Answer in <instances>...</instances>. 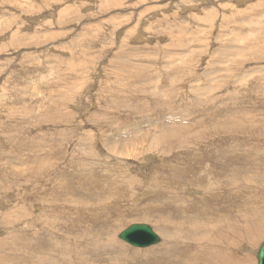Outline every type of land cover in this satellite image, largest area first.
Returning <instances> with one entry per match:
<instances>
[{"label": "rangeland", "instance_id": "obj_1", "mask_svg": "<svg viewBox=\"0 0 264 264\" xmlns=\"http://www.w3.org/2000/svg\"><path fill=\"white\" fill-rule=\"evenodd\" d=\"M171 128L180 141H163ZM85 204L92 215L77 220ZM256 218L264 0H0V264H117L119 253L77 257L109 224L126 248L118 264H215L222 239L205 227L233 236ZM162 220L188 238L134 255L173 231ZM133 224L160 243L121 240ZM261 239L229 253L258 264Z\"/></svg>", "mask_w": 264, "mask_h": 264}, {"label": "bare ground", "instance_id": "obj_2", "mask_svg": "<svg viewBox=\"0 0 264 264\" xmlns=\"http://www.w3.org/2000/svg\"><path fill=\"white\" fill-rule=\"evenodd\" d=\"M162 24V23H161ZM136 36V35H135ZM45 39V38H44ZM139 41V40H138ZM147 76V75H146ZM149 83V82H148ZM150 85V84H149ZM147 86V85H146ZM231 109V108H230ZM231 112V111H230ZM250 113V112H249ZM184 114V113H183ZM181 116H182V113H181ZM247 117H248V115H247ZM175 118V117H174ZM242 119V118H241ZM169 121H170V119H168ZM183 120H184V118H183ZM203 120V119H202ZM250 120V119H249ZM172 122L174 121V120H171ZM167 122V121H166ZM175 122V121H174ZM169 123V122H168ZM167 123V124H168ZM239 126H237L236 127V129H239V130H243V128H244V126H242L239 122H236ZM172 123H170V125H171ZM250 125V124H249ZM167 127L169 126V125H166ZM179 126V125H178ZM254 126V125H253ZM249 127V126H248ZM162 129V128H161ZM178 129V128H177ZM163 131H166L167 130V128H163L162 129ZM127 131V130H126ZM185 131H187V130H185ZM202 131V130H201ZM136 132V131H135ZM167 132H171V133H164V134H167L168 136H166V139H164L163 141H169V140H176L177 142H178V140L180 141V139H176L177 137H175V136H172L171 137V139L169 138V135H171V134H179L177 131H174V128H171L170 129V131H167ZM182 133V132H181ZM184 134H188L189 135V133H186V132H183ZM196 132H193V133H190V134H192L191 136H189V137H191V138H187L188 140V142L190 141V140H192V139H194V140H196L195 141V143H193V145L194 146H199V145H201L200 143H199V141L200 140H202V138H199L198 136H196V135H194ZM121 135V134H120ZM181 135V134H180ZM136 136H138V134L136 135ZM136 136H135V138H136ZM185 136V135H184ZM221 136V135H220ZM122 137V136H121ZM164 137V136H163ZM179 137V136H178ZM132 138H134V137H132ZM150 138V142H148V144H150L151 145V148L153 147V148H156L155 147V145H156V143L154 142V143H152V140L154 141V139H152L151 140V138H153V136L152 137H149ZM180 138V137H179ZM128 139V138H127ZM157 140V139H156ZM148 141H149V139H148ZM193 141V140H192ZM185 142V141H184ZM184 142H182V143H184ZM182 143H179L180 145L182 144ZM190 143V142H189ZM124 144V143H123ZM134 144V143H133ZM133 144H132V146H133ZM144 144V143H143ZM209 144V143H208ZM109 146V145H108ZM111 146V145H110ZM135 147V146H134ZM148 148H149V146H147ZM182 147V146H181ZM178 148V147H177ZM88 153V152H87ZM88 155V154H87ZM96 157H97V155H96ZM124 165V164H123ZM44 170V169H43ZM167 182H169V181H167ZM124 185V184H123ZM131 186V185H130ZM197 186V185H196ZM78 187H80V185L78 186ZM94 187V186H93ZM114 187V186H113ZM219 187H221L220 185H216L214 188H213V190H215V189H219ZM97 188V186L96 187H94V189H96ZM55 189H57V188H55ZM222 189V188H221ZM109 190V189H108ZM91 190H89V192H90ZM205 191V190H204ZM203 191V192H204ZM223 191V190H222ZM227 192L229 191V190H226ZM106 192H108V191H106ZM208 191H206V193H207ZM212 192V191H211ZM86 193V192H85ZM70 195V194H69ZM71 196V195H70ZM76 196V195H75ZM143 197H144V195H143ZM103 198V197H102ZM131 198V197H130ZM146 198V197H145ZM170 199H172V197H169ZM204 198V197H203ZM93 199V198H92ZM95 199H99V197H96ZM202 199V198H201ZM206 199V198H205ZM74 200V199H73ZM203 200V199H202ZM207 201L208 200H210V197H209V199L207 198L206 199ZM60 201V200H59ZM70 201V200H69ZM77 201V200H76ZM75 201V202H76ZM151 201V200H150ZM55 202V201H54ZM63 202H64V200H63ZM74 202V203H75ZM109 202H110V200H109ZM108 202V203H109ZM156 202V201H155ZM158 202V201H157ZM204 202H205V200L203 201V203L202 204H204ZM78 202H76V204H77ZM84 203V202H83ZM88 203V202H87ZM121 203V202H120ZM130 203V202H129ZM153 203H154V201H153ZM160 203V202H159ZM67 204H70L71 206L72 205H75V204H73V203H70V202H68V200H67ZM82 204V203H81ZM92 204H93V202H92ZM118 204V203H117ZM137 204V203H136ZM135 204V205H136ZM66 205V204H65ZM83 205V204H82ZM79 206V207H81V212H79V216L76 218L77 220H81V218H83L84 217V215H86V216H89V215H92V212H89V211H86V208L87 207H85L86 206V204L84 205V206ZM124 205V204H123ZM139 205V204H138ZM98 206V205H97ZM109 206V205H108ZM51 207V206H50ZM96 207V206H95ZM118 207V206H117ZM122 207V206H121ZM129 207V206H128ZM128 207H126V208H128ZM140 207V206H139ZM91 208H93V207H91ZM90 208V209H91ZM105 208V207H104ZM132 208H134V207H132ZM50 209V208H49ZM72 209V208H71ZM78 209V208H77ZM102 209V208H101ZM53 210V209H52ZM55 210V209H54ZM126 210V209H125ZM131 210V209H130ZM60 211V210H59ZM71 211V210H70ZM108 211V210H107ZM194 211V210H193ZM63 212V211H62ZM75 212V211H74ZM73 212V213H74ZM84 212H87V214H84ZM105 212V211H104ZM154 212H156V211H154L152 208L149 210V212H148V215H151L152 213H154ZM61 213V212H60ZM65 213H66V211H65ZM98 213H100V212H98ZM141 213V212H140ZM199 213V212H198ZM62 214V213H61ZM94 214V213H93ZM125 214H127V213H125ZM135 214V213H134ZM108 215V214H107ZM112 215V214H111ZM110 216V215H109ZM80 217V218H79ZM110 217H112V216H110ZM116 217V216H115ZM127 217V216H126ZM143 217V216H142ZM146 217V216H145ZM206 217V216H205ZM117 218H118V216H117ZM138 218H140V217H138ZM197 218V217H196ZM108 219V218H107ZM84 220V219H83ZM101 220H103V219H101ZM117 220V219H116ZM115 220V222H117ZM118 220H120V219H118ZM121 221V220H120ZM256 221V222H255ZM108 222V221H107ZM112 222V221H111ZM164 224L166 225H163V220L159 223V225L160 226H165V228H167L168 229V231H169V229H173V231L171 232V233H167V234H165L164 236L166 237V239L163 241V243H161V245L159 246V247H155L154 249H151V250H148V251H140V252H138V251H136V252H134L133 254L134 255H137V254H141V255H146V254H149V256L150 255H152V256H154V254H156V253H159V252H161L162 250H164V249H166L167 247H169V246H172V242H176L179 238H188V232H187V234H186V232H185V230H183L182 231V233H181V231H179L178 230V227H176V226H171V225H169L168 223H167V220H164ZM253 222H255V225H259V219L257 220V218L256 219H254L253 221H252V223H248L247 224V226H245V227H238V228H230V230H232V231H234V232H236L237 234H235V235H233V236H223L222 234H220V232H225V233H223L224 235H226V233H227V230H225L224 228H223V226L224 225H222L221 224V222H220V224H216V225H213V226H207V227H205V228H207V230L206 231H209L208 229H211V230H213V233L214 232H216L217 234H218V237L220 238V239H222V240H218V241H216V244H214V245H212V246H217L218 248H220V250H219V254H220V257H219V261L218 262H216V260L214 261L215 262V264H252V257L250 256V255H241V256H236V257H234L232 254H230L229 252L230 251H232V252H234V250H237V248H239V246L240 245H242L243 243H245V238H247L248 237V242L247 243H249L251 246H255L260 240H262L261 238L264 236V223H263V225H262V227H258V226H252V227H250V225H252L253 224ZM98 223V222H97ZM219 223V222H218ZM118 224V223H117ZM120 224H121V222H120ZM110 225V224H109ZM108 225V227H109V229H107V228H105V230H100V228L98 229L97 228V230L99 231V233H100V231H105V232H107L106 233V236L108 237V238H106V239H104V234H101V237L102 238H99L98 236L96 237V235L95 236H93V238H92V240L90 239V241H89V244H86L85 246V250L83 251V252H78V258H81L82 256H83V260H90V259H93L92 258V254H94V256H95V254H97L98 252H100L101 251V253L103 254V255H108V256H110V254H113V258H114V253H116V254H118V256H115V257H117L118 259H121L120 258V253L122 252V250L123 251H125L126 250V248L124 247V245L123 244H121V243H119V241L117 240L116 241V238L114 237L115 235H114V229H115V227H110ZM112 225V224H111ZM75 226H76V228H78L79 230L80 229H83V227H85V226H83V224L81 223V222H78L77 224H75ZM95 226V225H94ZM157 226V225H156ZM101 227V226H100ZM104 227V226H103ZM106 227V226H105ZM225 227V226H224ZM102 228V227H101ZM117 228H118V226H117ZM90 231H93L94 230V228L92 229L91 227H89L88 228ZM87 229V230H88ZM92 229V230H91ZM159 229V228H158ZM252 229H256L257 230V232H258V236H259V239H257L252 233H251V230ZM95 230H96V228H95ZM202 230H204V228L202 227V226H200V225H198V223L196 222V231L197 232H201ZM210 230V231H211ZM89 231V232H90ZM110 231V232H109ZM116 231H117V229H116ZM159 232L161 231L160 229L158 230ZM205 231V232H206ZM83 232H85L84 230H83ZM82 232V233H83ZM87 232V231H86ZM161 233L162 234H164L162 231H161ZM171 235V236H170ZM78 240V239H77ZM201 240H203L202 238L200 239V242H201ZM239 241V242H238ZM207 243H209V242H207ZM213 243V242H212ZM247 243L245 244V246L244 247H246V245H247ZM260 243V242H259ZM264 243V242H263ZM226 244H228L229 245V247H227V250H226ZM74 245V244H73ZM81 245V244H80ZM195 246L196 247H200L201 246V244L198 242V244H195ZM91 248L92 250L91 251H88L87 250V248ZM172 248V247H171ZM94 249V250H93ZM202 249H205V247H203ZM221 249L222 250H224V251H221ZM87 251H88V255H89V258L87 257ZM110 251L111 252H113V253H110ZM163 252V251H162ZM122 254V253H121ZM162 254V253H161ZM98 255V254H97ZM126 255V254H125ZM68 256V255H67ZM76 257V258H77ZM102 257V256H101ZM112 257V256H111ZM112 258V259H113ZM117 258H114L116 261H118V263L119 262H121V261H123L122 259H121V261H119ZM258 258V257H257ZM81 259V260H82ZM110 259V258H109ZM79 261V260H78ZM97 261V260H96ZM82 264L84 263V262H81ZM117 263V264H118Z\"/></svg>", "mask_w": 264, "mask_h": 264}, {"label": "water", "instance_id": "obj_3", "mask_svg": "<svg viewBox=\"0 0 264 264\" xmlns=\"http://www.w3.org/2000/svg\"><path fill=\"white\" fill-rule=\"evenodd\" d=\"M120 239L140 249H147L160 243V236L147 224H133L120 234ZM258 264H264V243L257 252Z\"/></svg>", "mask_w": 264, "mask_h": 264}]
</instances>
